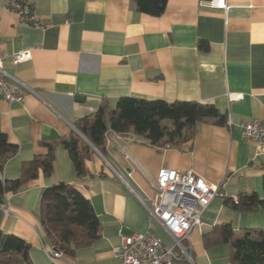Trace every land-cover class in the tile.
<instances>
[{"label":"crops","instance_id":"1","mask_svg":"<svg viewBox=\"0 0 264 264\" xmlns=\"http://www.w3.org/2000/svg\"><path fill=\"white\" fill-rule=\"evenodd\" d=\"M0 0V66L36 91L19 103L0 98V131L18 146L0 170L15 179L23 161L45 154L43 139L75 130L73 122L120 96L213 104L231 124L198 122L191 140L150 145L132 133H106V156L97 150L77 177L68 154L57 145L53 172H39L16 193H7L0 228L30 244L33 264H116L121 236L154 230L171 240L145 205L154 200L162 167L192 170L220 188L200 215L185 245L193 264H229V248L211 233L219 224L235 231L264 230V208L239 212L225 199L242 192L263 196L264 153L244 138L239 123L264 119V0H167L159 16L135 9L132 0H30L40 26L22 24ZM207 46L200 48V41ZM29 50L28 59L11 54ZM229 93L242 94L229 100ZM58 182L88 198L100 236L72 255L51 258L39 221L41 193Z\"/></svg>","mask_w":264,"mask_h":264},{"label":"trees","instance_id":"2","mask_svg":"<svg viewBox=\"0 0 264 264\" xmlns=\"http://www.w3.org/2000/svg\"><path fill=\"white\" fill-rule=\"evenodd\" d=\"M137 11L159 16L167 0H132ZM205 41L199 47L205 48ZM198 122L226 124V115L213 104L195 101L167 102L161 99H142L120 96L111 108L105 102L86 116L74 120L69 135L54 140L43 139L45 154L33 156L22 162L20 174L15 179L0 178V219L5 195L16 193L37 177L39 172L49 177L53 172L54 153L62 145L69 154L77 177L86 174L85 162L97 150L106 156V133H132L153 146L166 147L191 140ZM18 146L7 140L0 131V170L15 155ZM263 196L257 192H242L237 200L225 199V204L239 212L264 208ZM39 221L45 239L52 248L72 255L76 248L89 245L100 236V222L91 201L74 185L58 182L43 189L39 204ZM211 233L216 237L207 242L225 243L229 248V264H264V230L243 229L235 231L229 224H219ZM30 244L24 239L5 233L0 228V264H33L29 257Z\"/></svg>","mask_w":264,"mask_h":264},{"label":"built area","instance_id":"3","mask_svg":"<svg viewBox=\"0 0 264 264\" xmlns=\"http://www.w3.org/2000/svg\"><path fill=\"white\" fill-rule=\"evenodd\" d=\"M212 6L226 8L225 0H211ZM4 9L13 12L20 23L40 26V21L32 9L30 0H5ZM29 50L11 54L13 62L28 59ZM35 94L17 78L9 75L0 66V98L9 103H19L27 94ZM242 94L229 93V100H237ZM228 124L231 122L226 120ZM241 134L256 144L257 153H264V119L243 120L239 123ZM154 200L146 206L151 218L168 235L171 243L167 245L154 230L132 232L121 236L114 248L116 264H193L189 246L185 242L193 228L202 224L200 215L210 201L222 195L220 188L208 183L192 170L178 171L162 167L153 182ZM237 200V196L232 197ZM3 206V205H2ZM50 257H60L62 252L50 249Z\"/></svg>","mask_w":264,"mask_h":264}]
</instances>
